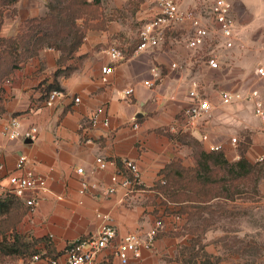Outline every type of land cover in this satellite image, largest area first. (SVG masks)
<instances>
[{
	"label": "crops",
	"instance_id": "crops-1",
	"mask_svg": "<svg viewBox=\"0 0 264 264\" xmlns=\"http://www.w3.org/2000/svg\"><path fill=\"white\" fill-rule=\"evenodd\" d=\"M21 1L14 6L19 13L15 20L9 11L3 13L2 20L0 16L1 36L17 35V23L20 25L34 16L35 6L32 4L26 11ZM132 1H109L107 13L123 11L122 18L111 21L104 30L88 31L76 53L77 58L88 57L80 63L74 59L68 62L78 68L68 77H59L62 95L53 106H47L42 98L43 90L53 83V74L59 69L61 53L57 50H42L22 64L4 85L5 114L0 120V189L9 186L10 176L21 175L17 164L21 156H26V167L46 178L50 191L35 210L24 216L16 232L31 238L49 236L56 252L62 256L68 243L95 235L102 224V216L109 215L117 238L112 246L96 256L95 264H123L116 255L122 239L130 233H144L161 220L163 228L153 245L143 248L141 257L132 259L129 264H182V250L199 241L205 244L207 254H228V249L221 245L228 239L226 230L208 226L201 231L202 226L192 219L198 212L204 217L209 215L218 199L180 206L168 202L155 189L162 170L172 161L180 160L189 168L197 166L191 148L181 144L179 137L171 138L159 131L170 130L174 135L189 132L207 151L209 144L222 145L225 157L231 163L240 159L239 144L233 145L231 140L236 137L234 135L245 134L249 142L246 158L255 163L264 153L262 122L254 115L252 106L246 103L222 104V112L218 113L220 108L209 90L211 82L208 80L217 71L192 59L186 45L174 39V34L178 33L169 34L163 47L153 51L135 50L129 56L125 53L123 61L114 62L107 49L114 43L125 47L133 35L130 19L141 23L155 15V4L152 6L151 0L142 1L132 13L126 10ZM242 1L247 9L255 11L252 0ZM200 2L184 0L182 7H196ZM176 61L183 62L181 69L172 68ZM153 66L159 67L160 78L156 87L149 88L146 82L153 79ZM105 67L113 68V72L104 75ZM194 81L211 101L212 114L208 120L192 123L186 118L185 111L191 105L189 92ZM130 88L134 93L127 97L125 92ZM247 89L250 87L238 91ZM243 104L247 106V114L243 113ZM14 117L21 119L23 130L37 126V139L9 140L3 128ZM135 124L139 126L137 129ZM203 135L208 136V142L202 141ZM99 157L108 161L129 159L136 162L145 187L143 192L127 197L126 190L118 186L113 194L106 195L116 167L109 165L106 170H100L96 164ZM79 168H84L85 175L77 173ZM83 180L90 186L85 194L81 192ZM31 196L28 193L21 199L23 204ZM1 197L4 195L0 191ZM234 202L258 215L264 206V177L258 183L256 196L252 193L251 197L237 198ZM178 212L181 213L180 220L176 219ZM11 234L10 231L7 233L9 238ZM214 244L219 245L215 247ZM22 261L4 257L0 264Z\"/></svg>",
	"mask_w": 264,
	"mask_h": 264
},
{
	"label": "built area",
	"instance_id": "built-area-1",
	"mask_svg": "<svg viewBox=\"0 0 264 264\" xmlns=\"http://www.w3.org/2000/svg\"><path fill=\"white\" fill-rule=\"evenodd\" d=\"M155 15L147 20L137 34L139 45L136 51H153L163 47L169 34L181 33L183 43L192 55V59L202 64L205 68L213 71L221 70L225 64L222 54L219 51H233L238 47L239 36L237 32V22L234 16V7L229 0H215L213 3H202L199 6L184 9L180 0H154ZM221 49L218 50L217 49ZM112 60L119 63L125 59L124 48L121 44L114 43L107 49ZM183 62L176 61L172 64L173 69H181ZM113 72V68L105 67L104 75ZM153 79L146 82L149 88L156 87V82L160 78V69L153 66L151 69ZM259 77L264 78V66L257 69ZM106 81V78H104ZM134 89H128L125 94L130 97ZM62 95L59 91H53L46 101L47 106H53ZM191 105L185 111L189 122H199L208 120L212 114V104L200 90L199 84L194 81L189 92ZM222 104L230 106L238 103H246L252 106L254 115L262 122L264 127V92L257 88H250L239 91H223L221 94ZM77 102L79 99L76 100ZM106 125L109 123L106 121ZM137 129L139 126L135 124ZM3 133L9 140H36L39 135L37 126H30L22 129V121L18 117L12 118L3 128ZM207 135L202 136L203 142H208ZM232 144L238 145L239 140L232 138ZM209 152H223L224 148L219 144H209ZM28 159L26 156L19 158L17 169L21 175L9 177V186L0 189L4 197L12 194L17 198L24 199L28 193L32 196L27 200L26 205L33 211L39 206L41 200L50 191L47 179L27 168ZM264 163V153L256 158L255 163ZM97 167L106 170L109 165L116 167V171L111 175V187L107 189L106 195L115 192L118 186L126 190V196L131 197L143 192V181L140 169L136 162L125 159L122 160L124 169L120 170L117 161H108L102 157L96 159ZM0 168L2 166L0 165ZM77 173L85 175L84 168H79ZM95 173V171L93 172ZM90 189L89 184L83 180L81 182V192L86 193ZM180 220V217L176 218ZM163 228V222L157 220L154 225L144 233H130L125 236L118 245L116 255L123 264H129L132 259L137 260L142 255L143 248H150L156 237ZM117 238V231L112 225L109 215L102 216V224L98 232L93 236L83 237L75 242L68 243L62 256L56 259L42 258L41 255L34 256L30 261H22L19 264H95L96 256L112 246Z\"/></svg>",
	"mask_w": 264,
	"mask_h": 264
},
{
	"label": "trees",
	"instance_id": "trees-1",
	"mask_svg": "<svg viewBox=\"0 0 264 264\" xmlns=\"http://www.w3.org/2000/svg\"><path fill=\"white\" fill-rule=\"evenodd\" d=\"M16 2L17 0H13L12 4ZM140 3L141 1L137 7ZM102 4V0H66L61 8L50 6V14L46 18L25 21V29L18 37L7 38L0 34V120L5 114L2 97L4 85L22 64L38 56L44 49L57 50L61 57L59 69L53 74V83L43 90L42 99L47 101L53 91L61 92L59 77H68L78 68L68 65V62L74 59L80 63L88 57H76L88 31L104 30L111 22L104 20ZM0 16L2 20L3 14ZM138 45L139 41L134 48H128L125 52L127 56L137 50ZM159 133H166L171 138L178 137L170 130H160ZM196 146L195 168L185 167L180 160H176L162 170L155 189L168 202L181 206L188 202L200 204L214 199L232 200L236 194L243 193L241 186L246 185L252 187L253 193H257L260 177L256 174L255 164L262 163L249 162L246 158L247 150L240 153L238 161L231 163L224 151L209 152L198 142ZM118 167L120 170L124 169L122 161H118ZM141 188L145 189L144 186ZM30 210L20 198L12 194L0 198V261L4 257L30 261L36 255L50 259L60 256L61 253L56 252L49 236L31 238L16 232L17 226ZM176 215L180 217L181 213ZM9 231L12 232L10 238L7 235Z\"/></svg>",
	"mask_w": 264,
	"mask_h": 264
},
{
	"label": "rangeland",
	"instance_id": "rangeland-1",
	"mask_svg": "<svg viewBox=\"0 0 264 264\" xmlns=\"http://www.w3.org/2000/svg\"><path fill=\"white\" fill-rule=\"evenodd\" d=\"M13 0H0V15L9 11L11 17L15 20L19 16L18 9L14 7L19 0L13 5ZM101 13L105 15V21H118V18H122L123 11H116L107 13L110 0H102ZM139 1L135 0V4L130 3L125 9L131 13L137 10V4ZM215 0H201L199 3H213ZM234 7V16L237 22V32L239 36L238 47L233 51L223 52L222 59L224 65L221 70L213 72L211 78H208L210 85L209 90L213 92L216 101L218 102L219 110L221 111L222 98L221 92L223 90L232 91L243 88H257L264 92V78L259 77L257 69L259 66H264V0H252V9H247L245 4H242V0H229ZM22 8L28 11L33 4L35 7L34 16L26 19H41L46 18L50 14V6H56L61 8L65 5L66 0H22ZM33 2V3H32ZM154 6V0H151ZM183 5L184 0H180ZM9 4V5H8ZM198 5V6H199ZM25 21L19 26L17 35L5 36L7 38H16L22 34L25 29ZM146 21L138 23L130 19L132 25L133 35L129 37L127 44L122 46L124 52L128 48H134L138 43L137 34L139 29ZM81 23V22H80ZM174 39L179 43H182L181 33L174 34ZM20 54V52H19ZM237 88V89H235ZM243 107V113L247 114L246 105ZM218 117V116H217ZM216 120V119H215ZM218 121V120H216ZM206 122V121H205ZM219 124V123H218ZM256 125V124H255ZM260 125L258 126V129ZM264 129V127H263ZM179 142L188 146L193 150L195 156L197 151L196 143L201 142L198 139L193 138L189 132L178 133ZM243 135V136H242ZM234 135L239 140V151L243 153L248 149V137L245 134ZM246 137V138H245ZM231 140V139H230ZM256 174L259 178V182L264 177V163L255 164ZM254 186V185H252ZM240 188V187H239ZM251 186H241V192H247L248 194L242 196L243 193L236 194L231 202L220 201L224 199H218L213 203V211L209 212L204 217L202 212L195 214L192 219L195 224H199L200 229L203 230L208 226H216V228H222L226 230L228 234L227 241L221 243V245L228 249V254H207L205 251V244L202 241L191 243L186 249L182 250V264H264V206L261 207L258 215L251 213L247 208L242 207L238 203L234 202L237 198L247 199L251 197L253 191ZM237 190V189H235ZM256 196V193H253ZM255 198V197H254ZM258 216V217H256ZM237 233V234H236ZM216 245L219 244H214Z\"/></svg>",
	"mask_w": 264,
	"mask_h": 264
},
{
	"label": "water",
	"instance_id": "water-1",
	"mask_svg": "<svg viewBox=\"0 0 264 264\" xmlns=\"http://www.w3.org/2000/svg\"><path fill=\"white\" fill-rule=\"evenodd\" d=\"M30 141V140H29Z\"/></svg>",
	"mask_w": 264,
	"mask_h": 264
}]
</instances>
